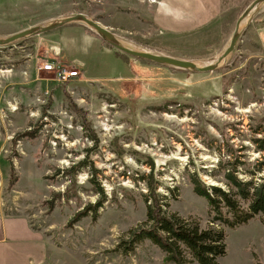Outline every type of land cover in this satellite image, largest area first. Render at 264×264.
<instances>
[{"label":"rangeland","instance_id":"1","mask_svg":"<svg viewBox=\"0 0 264 264\" xmlns=\"http://www.w3.org/2000/svg\"><path fill=\"white\" fill-rule=\"evenodd\" d=\"M148 1L0 0V38L77 12L135 48L144 41L204 66L222 55L254 0H224L216 26L178 36L158 32ZM260 9L241 22L234 62L235 50L206 72L131 55L127 63L102 38L87 36L82 22L0 46V214L25 215L44 234V264H175L149 239L133 251L121 243L147 218L142 177L151 172L168 195V213L210 224L208 200L195 192L190 175L224 186L208 171L230 146L252 161L262 155L254 141L264 137V5ZM165 22L178 30L193 25ZM51 60L79 75L58 81L41 68ZM83 160L87 166L75 185L58 172ZM13 168L18 180L11 185ZM92 169L107 199L96 220L90 215L69 223L99 198L89 182ZM68 189L69 199L57 196L50 208L47 200ZM225 231L227 254L219 264H264L260 215ZM186 264L199 263L188 253Z\"/></svg>","mask_w":264,"mask_h":264},{"label":"trees","instance_id":"2","mask_svg":"<svg viewBox=\"0 0 264 264\" xmlns=\"http://www.w3.org/2000/svg\"><path fill=\"white\" fill-rule=\"evenodd\" d=\"M86 27L90 33L100 37L95 30ZM124 38L133 42L130 37L125 36ZM105 44L113 48L107 42ZM137 45L141 49L164 54L144 41L137 42ZM234 52L229 62H234L236 50ZM114 54L127 63L131 61V56L122 51L116 49ZM92 139H97L96 135ZM254 141L262 152L258 159L252 161L241 153L242 149H234L230 146L227 155L221 157L216 167L208 171L215 179L222 177L224 186L208 184L196 172L190 175L195 192L205 197L209 203L212 220L207 227H202L199 221L184 218L178 213H168L166 209L169 206L168 195L158 190V179L154 177L153 172L144 175L142 179L147 186V192L144 194L147 203V218L131 228L127 233V238L122 239L121 243H126L125 251H133L137 244L149 239L164 251L166 262L186 264L187 254L190 253L199 264H219V259L227 254L225 226L231 228L242 226L257 215H260L264 224V137H256ZM86 166L87 162L83 160L67 169H59L58 172L66 173L75 185L77 174ZM90 173L89 182L95 193L99 194V198L95 203H88L79 210L69 223L77 222L90 215L96 220L99 217V209L107 199V194L97 179L95 169L90 170ZM17 180L18 177L13 168L11 185H14ZM169 190L174 192L173 189ZM57 196L58 198L68 196L69 199L70 189L63 193H56L52 199L47 200L50 208H54Z\"/></svg>","mask_w":264,"mask_h":264},{"label":"crops","instance_id":"3","mask_svg":"<svg viewBox=\"0 0 264 264\" xmlns=\"http://www.w3.org/2000/svg\"><path fill=\"white\" fill-rule=\"evenodd\" d=\"M148 2L150 3L147 6L152 10V15H148V18L158 32H163L164 35L196 34L216 26L223 16L224 0H150ZM158 16L163 19L159 23ZM166 20L180 25L189 23L193 25L178 30L167 24ZM85 34L96 42L101 38L87 29ZM48 251L46 237L33 226L28 217L0 214V264H44Z\"/></svg>","mask_w":264,"mask_h":264},{"label":"water","instance_id":"4","mask_svg":"<svg viewBox=\"0 0 264 264\" xmlns=\"http://www.w3.org/2000/svg\"><path fill=\"white\" fill-rule=\"evenodd\" d=\"M263 5H264V0H254L250 4V6L247 8L246 11H244L242 16L238 20L236 29L233 33L232 39L228 47L225 49L222 55L219 56L216 62L204 66H201L195 61L190 59L178 58L171 55L157 54L146 49L142 50L135 48L129 44H126L125 42L123 43L121 42L122 40L118 38L117 34L112 32L111 29L100 24L98 21H95L87 17L83 13H77L75 15L49 20L47 22L40 23L32 27H29L27 29H24L23 31L17 32L13 35L2 37L0 38V46L9 45L19 40L51 31L58 27L66 26L76 22H82L89 28L95 30L105 42L110 44L112 47H115L117 50L122 51L123 53H126L134 57L148 59L159 64L181 68L189 71L206 72L217 69L220 66L221 62L227 59L230 56V54L233 53V51L237 46L239 38L242 36L243 27L240 25L243 18L246 17L252 9L256 8L257 10H259Z\"/></svg>","mask_w":264,"mask_h":264},{"label":"built area","instance_id":"5","mask_svg":"<svg viewBox=\"0 0 264 264\" xmlns=\"http://www.w3.org/2000/svg\"><path fill=\"white\" fill-rule=\"evenodd\" d=\"M41 68L53 72L56 79L60 82H68L71 78L79 75L77 70H72L68 65L52 60L48 63H43Z\"/></svg>","mask_w":264,"mask_h":264},{"label":"bare ground","instance_id":"6","mask_svg":"<svg viewBox=\"0 0 264 264\" xmlns=\"http://www.w3.org/2000/svg\"><path fill=\"white\" fill-rule=\"evenodd\" d=\"M121 40V39H120ZM121 42H123V41H121ZM124 43V42H123ZM47 71V70H46ZM48 72H50V71H48Z\"/></svg>","mask_w":264,"mask_h":264}]
</instances>
